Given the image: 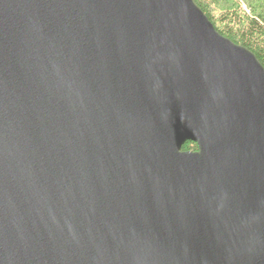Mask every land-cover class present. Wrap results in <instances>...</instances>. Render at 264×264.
I'll return each mask as SVG.
<instances>
[{
  "label": "water",
  "instance_id": "95a60500",
  "mask_svg": "<svg viewBox=\"0 0 264 264\" xmlns=\"http://www.w3.org/2000/svg\"><path fill=\"white\" fill-rule=\"evenodd\" d=\"M0 264H264L257 55L196 0H0Z\"/></svg>",
  "mask_w": 264,
  "mask_h": 264
},
{
  "label": "trees",
  "instance_id": "16d2710c",
  "mask_svg": "<svg viewBox=\"0 0 264 264\" xmlns=\"http://www.w3.org/2000/svg\"><path fill=\"white\" fill-rule=\"evenodd\" d=\"M217 30L251 49L264 65V0H196ZM245 4L247 9L242 5ZM187 141L183 150H197Z\"/></svg>",
  "mask_w": 264,
  "mask_h": 264
},
{
  "label": "rangeland",
  "instance_id": "374dc122",
  "mask_svg": "<svg viewBox=\"0 0 264 264\" xmlns=\"http://www.w3.org/2000/svg\"><path fill=\"white\" fill-rule=\"evenodd\" d=\"M242 7L248 11L247 6L245 4H243Z\"/></svg>",
  "mask_w": 264,
  "mask_h": 264
}]
</instances>
